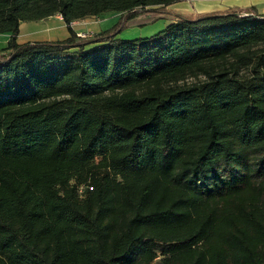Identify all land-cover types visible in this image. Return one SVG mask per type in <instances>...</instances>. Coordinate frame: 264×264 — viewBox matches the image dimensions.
<instances>
[{
  "label": "trees",
  "instance_id": "1",
  "mask_svg": "<svg viewBox=\"0 0 264 264\" xmlns=\"http://www.w3.org/2000/svg\"><path fill=\"white\" fill-rule=\"evenodd\" d=\"M183 1L0 0V264H264V14Z\"/></svg>",
  "mask_w": 264,
  "mask_h": 264
},
{
  "label": "rangeland",
  "instance_id": "2",
  "mask_svg": "<svg viewBox=\"0 0 264 264\" xmlns=\"http://www.w3.org/2000/svg\"><path fill=\"white\" fill-rule=\"evenodd\" d=\"M187 1L185 2V4H189V6H190L189 8H190V10H193V13H199V12H197V8L199 10L202 8V7L200 8L199 6H197L194 9V7H193L194 4L205 6V5L210 3L211 5L208 6V9H215V8H219L217 5L216 6L214 5V4H216L215 2H218L221 4L220 6H223V7L227 6L228 8H234V9L255 4L257 11L260 14H264V0H213L215 2H211L209 0L208 1L207 0H202V1L201 0H193V1L187 0ZM212 5H213V7H210ZM169 10H171V9H169ZM181 10L182 9L180 6V7H177L176 11H174V10L173 11L171 10V11L177 13V12H180ZM185 10H186V6H185ZM200 13H202V12H200ZM178 14H180V13H178ZM118 17H119V14H115V13L107 14V15H104L103 17L89 19L87 24L84 21H82L81 25L80 24H77V25L74 24L73 29L74 30L83 29L85 27V24H86L88 26V28L86 29V27H85V31L77 32V34H80V36L93 34L94 32H96L97 26H99V29L104 30V29L108 28L109 26L111 27L117 21ZM163 23H164L163 20H158L154 23L145 25L143 27H130V28L124 29L117 36V38L123 39V40H131V39L149 37L151 35H154L158 31H160L161 29H163L162 28V27H164ZM54 25H55L54 21H51L50 19L45 20V21L25 22L21 25L22 26L21 30L26 31L27 29H32V31H31L32 34L38 33V35H41V37H45V34H46L49 37H55L56 40H59V38L61 37V30L57 29V27H54ZM50 28H51V31L48 30ZM45 30H48V33Z\"/></svg>",
  "mask_w": 264,
  "mask_h": 264
},
{
  "label": "crops",
  "instance_id": "3",
  "mask_svg": "<svg viewBox=\"0 0 264 264\" xmlns=\"http://www.w3.org/2000/svg\"><path fill=\"white\" fill-rule=\"evenodd\" d=\"M189 1H193V0H189ZM202 1V0H201ZM208 1V0H207ZM209 1H211V2H215V1H213V0H209ZM185 2L186 1H183V2H180V3H176V4H172V5H170L168 8L169 9H171L172 11L174 10V11H176V9H177V7H180L181 6V11L180 12H177V13H180V14H182V15H187V16H189V15H192V13H193V10H190V6H189V4H185ZM188 2V1H187ZM216 4H214L215 6L217 5L219 8H215V9H208V6L209 5H211L210 3L209 4H207V5H205V6H203V5H196V4H194V9H195V7H197V6H199L201 9L199 10L198 8H197V12H202V13H208V12H213V11H224V10H226L228 7L227 6H220L221 4L220 3H218V2H215ZM185 6H186V10H185ZM250 6H254L255 8H256V5L255 4H252V5H250ZM210 7H213V5L212 6H210ZM245 7H248V6H245ZM240 8H244V7H240ZM257 9V8H256ZM101 17H103V16H101ZM96 18H99V17H96ZM89 19H94V18H88V19H85V20H83L84 22H86V24L88 23V21H89ZM49 20V19H48ZM51 21H54V23H55V25H54V27H57V29H59V30H61V37L59 38V40H63V39H65V38H67L68 37V33H67V30H66V28H65V25H64V23L62 22V20H61V18L59 17V16H55V17H53V18H51L50 19ZM91 21V20H90ZM23 23H21L20 24V26H19V34H18V36H17V39H16V41H17V43H19V44H22V43H26V42H29V41H55L56 39H55V37H49V36H47L46 34H45V37H41V35H38V33L36 34V33H31V31H32V29H27L26 31H24V30H21V25H22ZM74 24H82V21H76V22H73V23H71V27H72V29H73V26H74ZM85 24V27H86V29L88 28V26ZM84 25V24H83ZM163 25V24H162ZM85 27L83 28V29H80V30H74L76 33L77 32H83V31H85ZM108 28H110V26L108 27ZM108 28H106V29H108ZM163 28V27H162ZM106 29H104V30H106ZM49 31H51V28L50 29H48ZM48 30H45L47 33H48ZM99 30L100 31H102L101 29H99V26H97V28H96V32H94V33H97V32H99ZM162 30V29H161ZM24 31V32H23ZM63 31V32H62ZM43 34V33H42ZM78 35H80V34H78ZM8 39H9V35L8 34H0V50L1 49H3V48H5V46H6V43H7V41H8Z\"/></svg>",
  "mask_w": 264,
  "mask_h": 264
},
{
  "label": "water",
  "instance_id": "4",
  "mask_svg": "<svg viewBox=\"0 0 264 264\" xmlns=\"http://www.w3.org/2000/svg\"><path fill=\"white\" fill-rule=\"evenodd\" d=\"M240 16H245V15H240Z\"/></svg>",
  "mask_w": 264,
  "mask_h": 264
}]
</instances>
